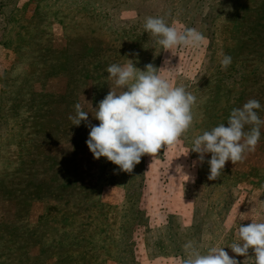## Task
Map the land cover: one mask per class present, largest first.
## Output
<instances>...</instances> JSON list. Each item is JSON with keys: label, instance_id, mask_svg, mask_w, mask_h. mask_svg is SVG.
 I'll use <instances>...</instances> for the list:
<instances>
[{"label": "rangeland", "instance_id": "1", "mask_svg": "<svg viewBox=\"0 0 264 264\" xmlns=\"http://www.w3.org/2000/svg\"><path fill=\"white\" fill-rule=\"evenodd\" d=\"M150 16L205 39L165 50ZM127 59L196 97L188 131L131 173L94 159L69 119L79 103L99 124L92 107L119 90L106 69ZM250 99L264 120V0H0V264H181L188 241L243 264L228 246L264 222V126L215 181L189 150Z\"/></svg>", "mask_w": 264, "mask_h": 264}, {"label": "clouds", "instance_id": "2", "mask_svg": "<svg viewBox=\"0 0 264 264\" xmlns=\"http://www.w3.org/2000/svg\"><path fill=\"white\" fill-rule=\"evenodd\" d=\"M144 29L165 50L196 47L205 39L195 28L180 30L168 25L162 17H147ZM168 63L166 60L165 64ZM220 63L226 69L232 63L231 56L223 55ZM145 69L136 68L131 59L124 65L107 67L109 78L119 90L110 87L103 100L92 107L93 117L99 124L91 123L89 112L79 103L74 106L75 115L69 116L73 125L80 126L83 121L90 129L86 144L94 159L105 157L117 165L119 171L127 173L133 171L143 155L153 156L162 146L174 145L193 121L192 106L196 97L183 86H173L152 64L146 65ZM260 108L259 101L250 99L242 107L234 108L226 123L194 138L189 151L198 155L193 166L206 162L209 165L208 180H217L226 162L231 161L234 165L246 152L255 150L261 126H264V120L256 111ZM246 126L251 127L245 131ZM207 154L211 157L206 160ZM178 169L181 171L180 167ZM237 234L240 242L228 246L231 251L246 258L243 264L249 257L254 258V264H264V222L240 224ZM224 248L211 247L206 254H201L194 243L188 241L183 245L185 257L181 264H241ZM249 249H252V256H249Z\"/></svg>", "mask_w": 264, "mask_h": 264}]
</instances>
